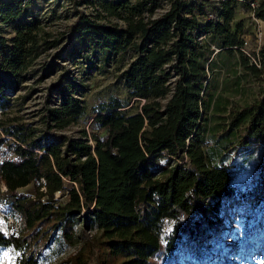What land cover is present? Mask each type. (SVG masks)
<instances>
[{
    "label": "trees",
    "instance_id": "16d2710c",
    "mask_svg": "<svg viewBox=\"0 0 264 264\" xmlns=\"http://www.w3.org/2000/svg\"><path fill=\"white\" fill-rule=\"evenodd\" d=\"M237 2L250 10L239 0H91L88 11L74 2L59 31L45 25L54 8L45 16L32 0H0V26L12 27L0 33V202L17 220L0 229V247L15 252L11 264H38L54 241L74 247L64 264H158L210 232L234 198L233 167L264 149V44L243 48ZM107 62L121 63L126 102H102L84 127L86 79ZM55 66L37 118H25L33 86L23 82ZM221 70L236 90L260 79L259 95L231 99ZM30 182L32 193L17 190Z\"/></svg>",
    "mask_w": 264,
    "mask_h": 264
},
{
    "label": "rangeland",
    "instance_id": "374dc122",
    "mask_svg": "<svg viewBox=\"0 0 264 264\" xmlns=\"http://www.w3.org/2000/svg\"><path fill=\"white\" fill-rule=\"evenodd\" d=\"M32 1L34 9L41 14L44 13L45 16L48 15L50 8L55 9L57 16L52 20H45V25L59 31L67 30L74 20L76 14L72 7L74 2H76V8L85 11L91 9V0H74L73 3L71 0ZM159 11L160 8L157 9V12ZM238 18H242L246 29L243 34V48L246 51L253 49L255 52L260 44H264V20L254 21L241 2H237L233 20ZM0 33L10 36L12 34L11 25L0 26ZM51 51L53 49H49L47 52L51 53ZM47 58L48 54L42 53L33 67L38 68L39 63ZM56 61L59 63L58 65L65 64L73 69V64L69 60H62V58L57 57ZM120 64L107 62L97 68L90 69V75L86 79L87 87L83 92L86 115L82 118L81 123L84 127L88 123V115L102 102L113 97H117L122 103L126 102V91L115 79ZM55 68V71H49L41 80L35 79V73L26 77L23 83L32 84L33 87L19 111V113H23L25 118H37L45 86L53 80L60 70L58 66ZM216 79L222 80L220 90L240 103L249 102L259 95L260 79L242 78L237 90L232 84L230 74L221 70ZM24 90L25 88H20L16 93L21 94ZM231 183L234 187V198L228 201L218 217L213 219L210 232L197 241L185 243L173 258L158 255L156 257L158 264H264V149L256 159L239 163L233 167ZM17 190L32 193V183L18 187ZM16 226L17 220L8 213L6 206L0 202V229L9 232L14 230ZM85 232L87 235L90 234L87 230ZM73 249V246L61 245L54 241L39 257L38 264H64V258ZM14 257L15 252L11 248L0 247V264H11Z\"/></svg>",
    "mask_w": 264,
    "mask_h": 264
},
{
    "label": "built area",
    "instance_id": "2783aa9c",
    "mask_svg": "<svg viewBox=\"0 0 264 264\" xmlns=\"http://www.w3.org/2000/svg\"><path fill=\"white\" fill-rule=\"evenodd\" d=\"M239 1H245V2H247V4L249 5V7H250V10H249V14H250V16L252 17V19L254 20V21H259L260 19L259 18H257V17H255L254 15H253V8H254V6H255V4H256V2H255V0H239ZM251 59H252V61L254 62V63H256L257 64V56L256 57H252L251 56Z\"/></svg>",
    "mask_w": 264,
    "mask_h": 264
}]
</instances>
